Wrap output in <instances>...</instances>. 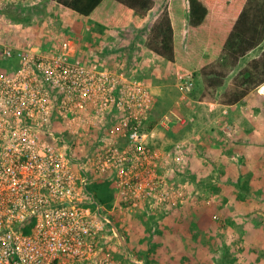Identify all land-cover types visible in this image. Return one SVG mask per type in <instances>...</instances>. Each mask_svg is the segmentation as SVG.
Returning a JSON list of instances; mask_svg holds the SVG:
<instances>
[{"label":"built area","instance_id":"built-area-1","mask_svg":"<svg viewBox=\"0 0 264 264\" xmlns=\"http://www.w3.org/2000/svg\"><path fill=\"white\" fill-rule=\"evenodd\" d=\"M0 55L17 63L0 71V264H125L113 256V238L127 264H145L108 218L193 197L194 182L182 178L191 139L156 143L185 120L170 110L147 127L149 84L83 60L71 40L50 53L2 44ZM193 85L188 77L180 90ZM105 178L115 192L110 208L90 189Z\"/></svg>","mask_w":264,"mask_h":264},{"label":"rangeland","instance_id":"rangeland-1","mask_svg":"<svg viewBox=\"0 0 264 264\" xmlns=\"http://www.w3.org/2000/svg\"><path fill=\"white\" fill-rule=\"evenodd\" d=\"M168 1L156 0L159 10ZM87 24L86 19L66 11L55 0H0V48L2 44L33 45L50 53L63 41L71 40L83 60L97 58L102 66L117 71L118 67L107 66L93 50L101 46L94 43V31L80 33ZM145 27L136 34L139 41L148 37L150 28ZM133 35L126 31L122 36ZM116 46L109 47V54L119 59L118 64L122 59L127 62L119 72L136 75L157 90L153 91L147 127L170 110L185 120L176 125V134L169 131L156 139L157 146L170 147L181 138L191 139L193 146L182 176L194 182L195 193L188 202L180 206L144 205L122 218L114 213L129 235V247L148 253L152 264H264V124H260L259 135L251 131L257 118L264 122V102L258 99L257 108L198 107L203 106L200 101L206 95L215 97L204 95L201 78L191 77L164 59L146 64L142 56L134 57L133 51ZM262 48L264 44L242 64ZM15 65L4 63L2 70L12 73ZM188 77L194 85L184 95L180 85ZM258 90L264 91V86ZM237 117L247 120L243 135H238L241 128L234 122ZM108 244L123 261L118 238Z\"/></svg>","mask_w":264,"mask_h":264},{"label":"trees","instance_id":"trees-1","mask_svg":"<svg viewBox=\"0 0 264 264\" xmlns=\"http://www.w3.org/2000/svg\"><path fill=\"white\" fill-rule=\"evenodd\" d=\"M55 1L104 29L141 26L155 5V0ZM263 44L264 0H169L145 41V47L158 57L193 78H201L204 95H219V102L225 107L238 104L264 86V48L242 64ZM7 62L0 55L1 72H6L2 64ZM90 189L105 207L112 206L115 198L112 181L98 179ZM108 219V226L122 229L117 217ZM29 230V226L23 228L26 233ZM131 250L138 260L152 264L148 253ZM113 256L120 260L116 253ZM122 260L128 263L127 258Z\"/></svg>","mask_w":264,"mask_h":264},{"label":"crops","instance_id":"crops-1","mask_svg":"<svg viewBox=\"0 0 264 264\" xmlns=\"http://www.w3.org/2000/svg\"><path fill=\"white\" fill-rule=\"evenodd\" d=\"M63 9H65L66 11L71 12L73 15H76L79 18L86 19L88 21L87 27L85 28L83 26L84 29L82 28L80 30V33L86 34V33H84L86 30H89L90 32H93L94 31V33H93V34H95V39H93V40H95L94 43L96 44V43H99L100 42L98 45H101V46L98 47V48H95L93 50L96 51L98 57H100V59H101L100 61L106 63L107 66H110V67L111 66L118 67V70L117 71H119L120 69H122L124 67V64L127 63L125 59H122L121 60L122 64H118L116 62H118L119 59H117L116 56H113V54H109V49L112 48L113 46H116V45L118 47H126L127 50L133 51L134 52V54H133L134 57H137V55L142 56V59L141 60L142 61L144 60L143 62H145L146 64H148L150 61H155L156 59L157 60H161L162 59V58L158 57L157 55H155L153 52L149 51L145 47V41H146V39H144L143 41H139L137 39V37H136V34L141 29H143V28L146 29V27H145L146 25L149 26V28H150L151 25L154 23V21L162 13L163 9L159 10V8H158V6L156 4V0H155L154 7L147 14V19H146L145 23H143L141 26H135L133 24H130L127 27L115 28V29H104V28H102V27H100V26L92 23L87 18L81 17V16L77 15L76 13L68 10L65 7H63ZM123 31H125V32H123ZM126 31H127V34L134 33V35L131 36V37H128V38H123L122 35L123 34H126ZM110 55H112V56H110ZM78 56H81V55H78ZM113 57L115 58V60H113ZM161 61H163V60H161ZM171 65H173V64H171ZM151 90H152V92L153 91H155V92L157 91V90H155V88L154 89L151 88ZM255 92H257L258 94L255 93ZM218 96L219 95H216L215 94V97L214 98H211L210 95H206L200 101V103L203 104V106H198V107H203V108L206 107V109H207L208 107L211 108L210 106H213V107H218L219 106V107H222V108H225V109H229L230 110V109H234V108L235 109H241L243 106L246 105V107L257 108L258 107L257 104L260 103V101H258V99L261 100L262 102H264V91L263 90H256V91L251 92L241 102H239L236 105L230 106V107H225V106L221 105V103L219 102V97ZM205 104H207V106ZM234 122H236V124L241 128L238 135H243L244 132L246 131L245 129L247 128V120L244 117H237L234 120ZM261 122L264 124V122L261 121L260 118H257L256 119V122H254V121L252 122L251 131H252V134L253 135H256V136L259 135ZM176 129H177V126L175 125L173 127V129L171 130V132L172 133H175L176 132ZM159 136H161V135H159Z\"/></svg>","mask_w":264,"mask_h":264}]
</instances>
